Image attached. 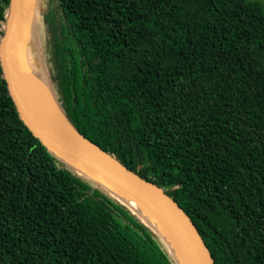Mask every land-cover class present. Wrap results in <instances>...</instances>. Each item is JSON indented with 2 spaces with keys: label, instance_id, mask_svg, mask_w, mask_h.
Listing matches in <instances>:
<instances>
[{
  "label": "trees",
  "instance_id": "obj_1",
  "mask_svg": "<svg viewBox=\"0 0 264 264\" xmlns=\"http://www.w3.org/2000/svg\"><path fill=\"white\" fill-rule=\"evenodd\" d=\"M39 2L66 120L164 188L214 264H264V2ZM0 264H178L139 213L34 136L1 63Z\"/></svg>",
  "mask_w": 264,
  "mask_h": 264
},
{
  "label": "water",
  "instance_id": "obj_2",
  "mask_svg": "<svg viewBox=\"0 0 264 264\" xmlns=\"http://www.w3.org/2000/svg\"><path fill=\"white\" fill-rule=\"evenodd\" d=\"M36 4L37 0H10L3 35L0 38L1 68L20 118L34 136L60 159L105 185L95 173L82 165L88 166L149 202L171 225L192 264H214L190 217L178 202L165 192L164 188L141 178L121 164L113 155L84 137L66 120L58 105L60 119L49 117L43 112L24 83L18 67L23 32L33 17ZM113 192L118 195L115 191ZM154 232L156 233L155 230ZM175 260L178 263L176 258Z\"/></svg>",
  "mask_w": 264,
  "mask_h": 264
},
{
  "label": "bare ground",
  "instance_id": "obj_3",
  "mask_svg": "<svg viewBox=\"0 0 264 264\" xmlns=\"http://www.w3.org/2000/svg\"><path fill=\"white\" fill-rule=\"evenodd\" d=\"M37 29L39 31V28ZM35 32L36 29L34 26L30 28L26 27L24 30L20 43L21 49L18 55L19 71L24 83L41 106L43 112L49 117L60 119L61 113L54 100L52 88L45 78L44 68L38 64L40 49ZM82 166L95 173L98 179L123 198L134 212L140 213L143 216L145 221L160 236L173 257L178 260V264H192L189 255L171 225L149 202L111 178L88 166Z\"/></svg>",
  "mask_w": 264,
  "mask_h": 264
},
{
  "label": "rangeland",
  "instance_id": "obj_4",
  "mask_svg": "<svg viewBox=\"0 0 264 264\" xmlns=\"http://www.w3.org/2000/svg\"><path fill=\"white\" fill-rule=\"evenodd\" d=\"M39 1H41V0H38V2ZM43 1V0H42ZM40 3H43V2H39V4ZM34 16V15H33ZM35 20V21H34ZM35 23V24H34ZM31 26H34L35 27V29H36V32H35V36H37V39H38V43H39V49L40 50H42V46H41V43L43 42V35L42 34H40L39 33V31H38V23H37V17L36 16H34V17H32V19H31V21H30V23H29V25L27 26V27H31ZM23 34H24V32H23ZM41 46V47H40ZM21 49V48H20ZM40 55H41V52H40V54H39V59H40V62H39V59H38V64H39V66H42L43 67V61L41 60V57H40ZM41 64V65H40ZM45 71V74H46V76H45V78H46V80L48 81V72H47V70H44ZM48 83H49V81H48ZM50 85V84H49ZM51 86V85H50ZM83 175H85V176H87V177H90L88 174H85L83 171H81V170H79ZM91 178V177H90ZM93 179V178H92Z\"/></svg>",
  "mask_w": 264,
  "mask_h": 264
}]
</instances>
